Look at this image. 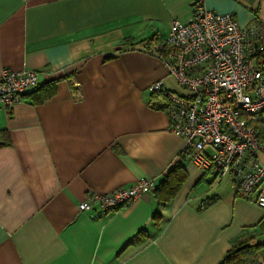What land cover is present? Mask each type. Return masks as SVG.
Instances as JSON below:
<instances>
[{"label": "crops", "instance_id": "obj_1", "mask_svg": "<svg viewBox=\"0 0 264 264\" xmlns=\"http://www.w3.org/2000/svg\"><path fill=\"white\" fill-rule=\"evenodd\" d=\"M194 1L0 0V74H38L20 104L0 102V264H220L244 245L258 247L236 264H264L256 194L182 156L165 99L149 91L161 80L178 93L154 46ZM202 3L257 23L264 71V0ZM141 178L155 187L128 206L78 209Z\"/></svg>", "mask_w": 264, "mask_h": 264}, {"label": "built area", "instance_id": "obj_2", "mask_svg": "<svg viewBox=\"0 0 264 264\" xmlns=\"http://www.w3.org/2000/svg\"><path fill=\"white\" fill-rule=\"evenodd\" d=\"M193 3L189 21L172 20L167 37L154 46L186 91L167 90L161 80L149 91L165 99L170 131L183 139L181 155L214 180L228 177L241 198L256 194L254 202L264 209V165L258 160L264 144L255 127L264 121V71L252 62L263 50L258 25L239 26L232 14L209 11L202 0ZM37 86V72L4 69L0 102L13 108ZM154 187L153 178H141L130 187L96 194L78 209L125 207Z\"/></svg>", "mask_w": 264, "mask_h": 264}, {"label": "trees", "instance_id": "obj_3", "mask_svg": "<svg viewBox=\"0 0 264 264\" xmlns=\"http://www.w3.org/2000/svg\"><path fill=\"white\" fill-rule=\"evenodd\" d=\"M53 94L54 89L52 88V86H46L40 93L37 94V96H35V102L42 103ZM255 127L258 132L257 136L259 138V141L264 144V121L260 124L255 125ZM256 246L257 245H244L241 246V248L232 250L225 258H223V261L220 264H236L241 260V258L252 257L253 253L255 252Z\"/></svg>", "mask_w": 264, "mask_h": 264}, {"label": "rangeland", "instance_id": "obj_4", "mask_svg": "<svg viewBox=\"0 0 264 264\" xmlns=\"http://www.w3.org/2000/svg\"><path fill=\"white\" fill-rule=\"evenodd\" d=\"M175 85H176V89L178 90L177 91L178 93H184L186 91L185 89H183L182 87H180L177 83H175Z\"/></svg>", "mask_w": 264, "mask_h": 264}]
</instances>
